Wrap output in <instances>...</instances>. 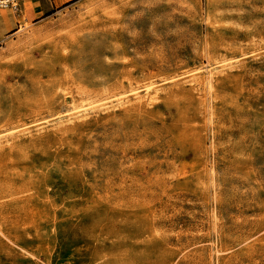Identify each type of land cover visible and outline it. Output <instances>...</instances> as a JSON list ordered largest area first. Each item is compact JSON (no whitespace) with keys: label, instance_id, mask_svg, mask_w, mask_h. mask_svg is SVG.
Masks as SVG:
<instances>
[{"label":"rangeland","instance_id":"374dc122","mask_svg":"<svg viewBox=\"0 0 264 264\" xmlns=\"http://www.w3.org/2000/svg\"><path fill=\"white\" fill-rule=\"evenodd\" d=\"M30 3L0 7V264H264V0Z\"/></svg>","mask_w":264,"mask_h":264},{"label":"crops","instance_id":"0c3cea01","mask_svg":"<svg viewBox=\"0 0 264 264\" xmlns=\"http://www.w3.org/2000/svg\"><path fill=\"white\" fill-rule=\"evenodd\" d=\"M45 1H46L45 5L41 4L42 0H31L30 4L32 7H34L35 11L40 8V10L48 12L72 0H45Z\"/></svg>","mask_w":264,"mask_h":264},{"label":"built area","instance_id":"2783aa9c","mask_svg":"<svg viewBox=\"0 0 264 264\" xmlns=\"http://www.w3.org/2000/svg\"><path fill=\"white\" fill-rule=\"evenodd\" d=\"M24 0H0V7L17 11Z\"/></svg>","mask_w":264,"mask_h":264}]
</instances>
